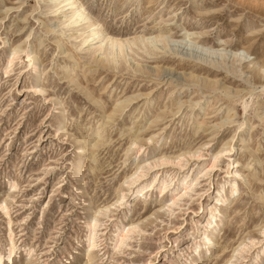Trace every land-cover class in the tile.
<instances>
[{"label": "rangeland", "instance_id": "rangeland-1", "mask_svg": "<svg viewBox=\"0 0 264 264\" xmlns=\"http://www.w3.org/2000/svg\"><path fill=\"white\" fill-rule=\"evenodd\" d=\"M78 1L0 0V264H264V0Z\"/></svg>", "mask_w": 264, "mask_h": 264}, {"label": "bare ground", "instance_id": "bare-ground-1", "mask_svg": "<svg viewBox=\"0 0 264 264\" xmlns=\"http://www.w3.org/2000/svg\"><path fill=\"white\" fill-rule=\"evenodd\" d=\"M50 4L53 5V12L54 13H60L62 16L61 17H64V18H68L67 20L69 21V24H74V25H80L82 24L85 20H87L88 18V14L87 12L85 11L84 7L82 6V4L78 1V0H49ZM101 25L99 24H94L90 30V33L88 34L87 38H86V41H94L95 39H98V42L100 43V47H102L104 44L108 45L109 46V51L107 53V55L111 58V59H114L115 57H117L119 54H123V55H128L126 53V49L125 47L127 45H131V44H134L135 42L134 41H131V40H126V41H123L121 39H117V38H114V37H111V36H108L107 34H104V33H101ZM181 37V36H179ZM184 38H187V37H183L182 39L180 40H172V42L174 43H177L179 45H184V46H191L193 45V43L189 42V40L187 41H184ZM147 41V46L148 45H151L152 47H156L157 48V40L152 37V38H147L146 39ZM178 45V46H179ZM195 46V45H194ZM192 46V47H194ZM143 47L144 49H146V45L143 44ZM196 49V47H194ZM200 49V48H199ZM205 48H203L204 50ZM206 50V49H205ZM212 50V49H211ZM222 51V50H221ZM17 51L14 50L13 51V54H15ZM209 52V51H208ZM214 53V52H213ZM209 55V53H208ZM220 57H225L226 54H222L220 53L219 54ZM215 56V55H214ZM233 58L234 60L236 61H244V58H240L239 57V53L236 52V53H233ZM36 57L35 55L33 54H30L29 55V61L35 63L36 62ZM247 63L249 65H252L254 66L255 65V62L253 59L249 60V61H244V63ZM165 72V71H164ZM167 72V71H166ZM170 72V71H168ZM172 74V73H171ZM175 75V74H174ZM173 75V76H174ZM172 76V75H171ZM179 77V75H178ZM181 77V76H180ZM173 78V77H172ZM175 79V78H174ZM213 89V88H212ZM235 102H233L232 105H234ZM199 108H203L202 112L203 111H206L209 109V106L206 105H202V106H199ZM264 111V110H263ZM263 117L262 119H264V112H261ZM259 117V116H258ZM227 118V117H226ZM233 117L231 118H227L225 119L224 123H231L232 122V119ZM198 124H201L198 122ZM236 150L235 148V145L234 144H231L229 145L227 148H224L223 146L221 148H218L217 150L213 151L212 152V158L215 160L217 156H220L223 154V152H226V155H227V158L229 159L230 161V164L232 163H237L233 158H232V155H233V151ZM235 167L236 166H232L231 170L227 172L228 175H231L234 177V175L238 176V170H235ZM234 169V170H233ZM186 180V178L183 180V182L181 183V185H184V181ZM233 185V188L231 190V194H234L236 192V186H235V183L232 184ZM143 189H141L139 192H142ZM122 198H123V195H122Z\"/></svg>", "mask_w": 264, "mask_h": 264}]
</instances>
